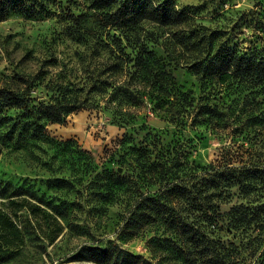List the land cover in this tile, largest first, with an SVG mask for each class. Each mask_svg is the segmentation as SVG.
I'll list each match as a JSON object with an SVG mask.
<instances>
[{
  "label": "trees",
  "instance_id": "trees-1",
  "mask_svg": "<svg viewBox=\"0 0 264 264\" xmlns=\"http://www.w3.org/2000/svg\"><path fill=\"white\" fill-rule=\"evenodd\" d=\"M47 1L0 0V20L17 10L40 13L47 10ZM89 7L93 31L86 37L103 46L108 60L87 92L107 94L114 122L130 124L138 114L135 109L145 100L152 104L150 110L163 113L169 122L203 125L213 133L231 135L253 127L254 139L241 153L239 165L230 164L229 150L215 163L199 165L187 160L179 144L164 146L152 129L137 143L124 133L104 148L102 156L105 162L116 161L121 170L103 164L99 171L92 169L88 181L80 180L82 190L94 199L96 215L116 204L124 234L125 229L130 234L140 229L151 232L152 226L147 241L153 248L170 252L180 264H264V248L252 263L243 255L245 249H252L248 255L254 254L257 241L264 242V202L253 204V198L264 192V109L256 111L259 104L264 108V48L244 50L228 37L216 41L212 32L190 24L193 7H177L176 0H91ZM154 45L162 47L168 62L180 48L197 53L189 67L200 82L199 95L175 82L166 69V57L158 55ZM79 91L70 84L58 85L53 98L33 103L30 93L0 85V126L8 129L9 137L14 133L42 137L47 122L62 123L70 113L90 108ZM83 151L89 161L87 170L94 168L89 160L94 155ZM55 181L73 184L69 179ZM232 185H237L245 203L232 205L222 215L214 198L229 192ZM20 190L17 187L13 193ZM8 194L7 186L0 185V195L8 198L10 206V211L0 208V256L24 240L17 222V210L22 207L34 216L39 212L51 216L57 229L48 239L56 238L62 228L57 215L26 197L17 200ZM52 209L65 214L64 209ZM223 230L231 238L219 235ZM237 237L246 241L236 243ZM81 253L98 264H151L114 246H92Z\"/></svg>",
  "mask_w": 264,
  "mask_h": 264
},
{
  "label": "rangeland",
  "instance_id": "rangeland-1",
  "mask_svg": "<svg viewBox=\"0 0 264 264\" xmlns=\"http://www.w3.org/2000/svg\"><path fill=\"white\" fill-rule=\"evenodd\" d=\"M90 2L48 0L47 10L40 13L17 10L0 20V85L28 92L36 103L53 98L58 85L70 84L73 89L82 90L77 94L86 97L90 106L70 113L62 123L47 122L46 135L42 137L24 133L9 137L5 134L8 129L0 126L3 132L0 134V185L7 186L11 198L26 197L46 208V212L57 215L62 226L56 238L49 241V233L57 229L53 218L41 212L31 215L24 207L18 209L17 222L24 232V240L11 252L1 255L0 264H98L82 256L81 251L92 246L119 247L151 264H180L170 252L153 248L147 241L153 234L152 226L148 227L151 232L144 233L140 229L130 234V230L125 229L124 234L122 215L117 216L116 204L96 215L92 207L94 199L82 190L80 180L88 181L94 173L92 169L99 171L103 164L121 170L116 161H104V148H110L124 133L130 134L137 143L148 128L158 134L164 146H182L187 160L199 165L215 163L227 150L230 164L239 165L245 147L253 145V127L231 135L213 133L203 125L183 126L167 121L163 113L150 110L152 104L145 100L135 109L138 114L130 124L120 126L114 122L112 104L106 102L107 94L87 92L108 60L103 46L86 37L93 31L89 29L94 20L90 17L93 11ZM176 5L193 7L190 24L212 32L216 41L228 37L232 44L244 50L264 48V0H176ZM154 29L156 31V27ZM164 31L167 35L168 29ZM154 50L166 57L160 45H154ZM196 55L193 49L180 48L173 53L170 62L166 57L169 63L166 69L175 82L195 96L200 94L201 87L189 64ZM260 109H264L263 104H259L256 111ZM242 120L248 124L244 114ZM254 126L258 130L259 126ZM83 150L94 155V160L89 159L94 168L87 170L89 161ZM242 156L246 157L247 152ZM57 178L69 179L73 184L56 182ZM17 187L21 189L19 194L13 193ZM228 191L214 198L222 215L232 205L245 203L237 185H232ZM7 201L6 196L0 195V208L10 211ZM259 202H264V192L253 198V204ZM54 206L58 211L64 209V216L56 214ZM219 235L231 238L225 230ZM234 241L244 243L246 238L237 237ZM257 245L254 254L248 255L252 249L243 251L251 263L260 255L264 242L258 240Z\"/></svg>",
  "mask_w": 264,
  "mask_h": 264
}]
</instances>
